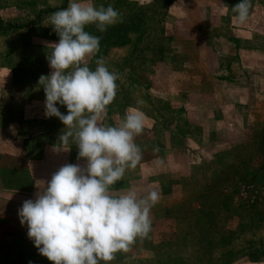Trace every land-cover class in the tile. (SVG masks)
Returning a JSON list of instances; mask_svg holds the SVG:
<instances>
[{"label":"rangeland","instance_id":"rangeland-1","mask_svg":"<svg viewBox=\"0 0 264 264\" xmlns=\"http://www.w3.org/2000/svg\"><path fill=\"white\" fill-rule=\"evenodd\" d=\"M90 2L112 5L124 19L147 12L125 44L102 40L88 59L95 70L104 57L120 76L103 123L118 125L128 109L145 115L135 138L142 160L113 194L159 193L149 236L109 264L264 261V0H252L242 26L235 15L220 22L209 14L219 10L217 0ZM222 2L232 8L240 0ZM68 3L0 0V24L19 25L0 32V264H52L28 238L18 209L61 166L85 164L75 145L56 151L65 126L45 116L38 84L51 72L48 45L59 41L47 17ZM39 11L40 24L32 26Z\"/></svg>","mask_w":264,"mask_h":264},{"label":"clouds","instance_id":"clouds-1","mask_svg":"<svg viewBox=\"0 0 264 264\" xmlns=\"http://www.w3.org/2000/svg\"><path fill=\"white\" fill-rule=\"evenodd\" d=\"M251 8L252 0H240L231 8L238 25L247 23ZM122 22L123 15L112 5L96 6L90 0H69L66 8L47 17V26L59 41L48 45L51 72L38 80L45 93V116L56 117L65 126L56 151L75 145L77 160L85 161L84 166H61L35 199L25 200L18 209L28 238L52 264H109L116 253L129 252L137 239L147 238L152 230L150 212L159 201L158 191L112 192L126 171L142 160L135 138L144 130L145 115L128 109L118 125L103 123L120 76L102 56L95 60V70L88 64L99 53L101 38L86 27L95 25L103 33ZM57 104L66 107L67 114ZM153 151L159 152V147ZM154 163L159 168L165 161Z\"/></svg>","mask_w":264,"mask_h":264},{"label":"trees","instance_id":"trees-1","mask_svg":"<svg viewBox=\"0 0 264 264\" xmlns=\"http://www.w3.org/2000/svg\"><path fill=\"white\" fill-rule=\"evenodd\" d=\"M146 14H147V12H145L143 9H140L139 11L135 12L134 14L126 17V19L123 18L122 23H118L116 25L109 26L108 29L103 33L99 32L96 29L95 25H89L86 27L85 30L88 31L92 35L99 36L101 38L100 43L102 42V40H104L105 41L104 43L108 44V45L109 44L122 45L128 41L130 32L133 31L135 29L136 25L144 19V16ZM42 15H43V12L39 11L37 16L35 17L37 20L33 21V23H31L32 26H36V25L40 24L39 22L41 21ZM29 22H31V20ZM19 24L21 26H25V23H23V24L19 23ZM13 26L19 27V25L16 23H9L8 25L0 24V32L3 30H6L8 28H11ZM43 137H46V135L42 136L40 138H43ZM40 138L37 140H40ZM70 148L72 150L73 157H75V151H76L75 148L74 147H70Z\"/></svg>","mask_w":264,"mask_h":264},{"label":"crops","instance_id":"crops-1","mask_svg":"<svg viewBox=\"0 0 264 264\" xmlns=\"http://www.w3.org/2000/svg\"><path fill=\"white\" fill-rule=\"evenodd\" d=\"M140 2H146V3H148V1L150 2V1H152V0H139ZM220 1V2H219ZM217 5H218V7H219V10L215 13V11L213 10L212 11V14L211 13H209V9H208V13L210 14V15H212V16H216L218 19H219V21L220 22H223L225 19H226V17L228 16V15H230V14H232V15H235L232 11H231V8L228 6V5H226L225 3H223L222 2V4H221V0H217ZM223 20V21H222ZM261 32H263V31H261Z\"/></svg>","mask_w":264,"mask_h":264}]
</instances>
